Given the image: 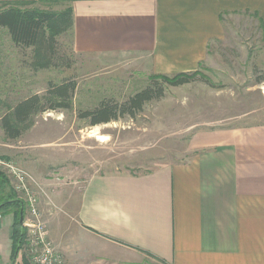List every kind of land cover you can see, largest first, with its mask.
<instances>
[{
  "label": "crops",
  "instance_id": "crops-1",
  "mask_svg": "<svg viewBox=\"0 0 264 264\" xmlns=\"http://www.w3.org/2000/svg\"><path fill=\"white\" fill-rule=\"evenodd\" d=\"M39 2L69 10L74 53L139 56L156 76L197 71L208 47L225 37L226 21L247 19L264 39V0L0 5ZM189 149L185 161L136 176L66 169L74 184L64 205L67 227L84 242L71 253L62 245L65 264H264V125L198 132ZM19 161L42 188L50 185ZM11 225L10 216L0 217L1 258L7 245L11 252Z\"/></svg>",
  "mask_w": 264,
  "mask_h": 264
},
{
  "label": "rangeland",
  "instance_id": "rangeland-1",
  "mask_svg": "<svg viewBox=\"0 0 264 264\" xmlns=\"http://www.w3.org/2000/svg\"><path fill=\"white\" fill-rule=\"evenodd\" d=\"M33 6L57 14L67 10L47 2ZM225 28V37L208 47L190 82L178 87L163 84V97L145 104L134 118L96 126L79 115L102 100L122 103L150 86L156 75L148 61L131 55L113 59L74 53L70 28L53 37L43 30L31 48L16 47L7 30L0 28V157L20 167L23 159L51 181L43 188L50 202H43L41 209L48 238L62 254V245L71 253L73 248L83 251L84 242L67 227L64 205L74 184L65 176L66 169L141 175L159 165L185 161L191 154L189 141L198 132L264 125V39L244 18L226 21ZM63 83L76 85L63 108L35 112L18 139L5 137L1 118L13 106L37 95L49 107L48 89ZM97 135L108 140L99 142ZM7 248L0 264L13 262Z\"/></svg>",
  "mask_w": 264,
  "mask_h": 264
},
{
  "label": "trees",
  "instance_id": "trees-1",
  "mask_svg": "<svg viewBox=\"0 0 264 264\" xmlns=\"http://www.w3.org/2000/svg\"><path fill=\"white\" fill-rule=\"evenodd\" d=\"M29 6L21 3H6L0 7V28H5L10 36L11 42L16 47L31 48L38 44L43 30L48 32V37L56 36L58 31L65 32L71 26L69 10L62 13L48 12L40 9H22ZM22 7V8H21ZM66 16V17H65ZM62 22L65 27H62ZM57 23V24H56ZM54 26L55 28H53ZM192 74H179L172 77L153 76L150 86L135 92L122 103L108 102L102 100L92 111H85L79 115L81 119H88L90 125L106 124L119 118L128 116L134 118L140 113L145 104L163 97V84L178 87L190 82ZM160 81V82H157ZM74 83H63L59 86H50L47 97L50 98L49 107L40 103L37 95H32L11 108V112L1 118V129L9 140H16L21 136L22 127L27 124L35 112L46 110L55 111L63 108L75 92ZM10 179L0 173V217L12 215L11 225V259L14 258L16 250L19 251V260L15 264H30L24 251L25 230L19 227L20 214L24 216L25 205L14 193Z\"/></svg>",
  "mask_w": 264,
  "mask_h": 264
},
{
  "label": "built area",
  "instance_id": "built-area-1",
  "mask_svg": "<svg viewBox=\"0 0 264 264\" xmlns=\"http://www.w3.org/2000/svg\"><path fill=\"white\" fill-rule=\"evenodd\" d=\"M0 173L11 180L14 193L24 202V251L30 264H65L63 254L50 241L43 218L42 203L49 197L35 179L15 161L0 157ZM51 209V203L48 204ZM48 212V211H47Z\"/></svg>",
  "mask_w": 264,
  "mask_h": 264
},
{
  "label": "water",
  "instance_id": "water-1",
  "mask_svg": "<svg viewBox=\"0 0 264 264\" xmlns=\"http://www.w3.org/2000/svg\"><path fill=\"white\" fill-rule=\"evenodd\" d=\"M22 222H23V215H22V213L20 214V217H19V227H20V229H21V231H22ZM18 250H16V252H15V256H14V258H13V262H12V264H15V261H16V258H17V255H18Z\"/></svg>",
  "mask_w": 264,
  "mask_h": 264
},
{
  "label": "bare ground",
  "instance_id": "bare-ground-1",
  "mask_svg": "<svg viewBox=\"0 0 264 264\" xmlns=\"http://www.w3.org/2000/svg\"><path fill=\"white\" fill-rule=\"evenodd\" d=\"M95 139L99 142H106L108 140V138L106 136H103V135H97L95 137Z\"/></svg>",
  "mask_w": 264,
  "mask_h": 264
}]
</instances>
